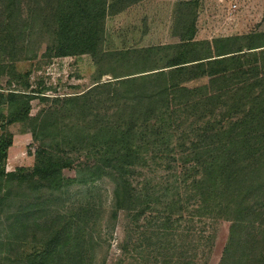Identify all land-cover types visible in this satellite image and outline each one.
I'll list each match as a JSON object with an SVG mask.
<instances>
[{"label":"rangeland","instance_id":"374dc122","mask_svg":"<svg viewBox=\"0 0 264 264\" xmlns=\"http://www.w3.org/2000/svg\"><path fill=\"white\" fill-rule=\"evenodd\" d=\"M80 1L82 12L94 1L110 5L101 41L93 54L62 57L53 37L64 17L80 12L75 0H0V23L8 19L0 24V94L5 97L0 145L6 150L0 169L14 175L5 178L0 199V264H28L41 257L52 248L57 230L71 247L83 248L88 264H222L232 226L222 210L225 196L205 178L201 189L194 187L204 171L199 174L191 164L206 157L205 130L231 128L246 115L256 119L239 124L247 130L237 140L263 127L264 0ZM86 23L85 17L76 32L85 31ZM214 41L220 50L232 45L226 50L247 53L233 57L232 70L219 75L229 78L227 85L219 84L218 76L194 78L190 67L180 76L168 69L154 74L170 65L173 49ZM187 49L188 60L211 52L208 45ZM128 75L144 77L120 88L121 101L111 99L115 86L102 84ZM212 80L224 100L217 110L191 114L180 105L185 96L213 93ZM172 85L201 91L188 95ZM227 89L232 90L229 101ZM234 93L247 98L238 101L241 107ZM167 115L173 116L170 129L156 134ZM82 137L85 144H78ZM122 137L124 142L132 138L129 146L120 142L107 154L102 143L110 146V140ZM196 144L202 149L190 156ZM126 147L134 159L129 174L112 169L115 163L107 165L119 152L126 154ZM42 151L66 160L59 191L39 182V176L26 178ZM119 174L134 191L121 194V209L114 210V194L123 186ZM249 219L245 225L255 229L245 254L254 261L264 256V211Z\"/></svg>","mask_w":264,"mask_h":264},{"label":"trees","instance_id":"16d2710c","mask_svg":"<svg viewBox=\"0 0 264 264\" xmlns=\"http://www.w3.org/2000/svg\"><path fill=\"white\" fill-rule=\"evenodd\" d=\"M11 1L12 0H10V3ZM75 4L77 6L76 11L80 12H77L75 15L71 14L68 17H64L62 23L60 25L58 24V30L53 37L52 44H54L53 48L56 51L57 56L65 57L88 53L93 54L96 52L100 44L102 35L101 28L102 25H104V21L107 15L109 14L110 5L104 3L103 6H100L97 1H94L92 2V6L89 7V11L82 12L86 9L83 8L81 1L75 0ZM10 8H13V4H10ZM10 11L12 12V9H10ZM85 17L87 18L86 30L81 33L76 32V30H78L82 25L81 21ZM7 21L8 19L5 17L3 18V20H1L0 24L4 26L6 25ZM187 41L188 43L193 41L192 37ZM198 45H208L211 52L198 59H186V54L189 50L187 48H195ZM231 47L232 45L226 46V48ZM169 48L170 47H167L166 49ZM220 48L221 50L219 49V43L217 41H214L212 44H195V46H190L188 44L184 46L181 53L179 54V57H175L173 62L171 61L170 65L164 67L162 71L154 74L164 73L165 71H174L170 74L174 73L180 76L182 75L184 70H187V68L190 67V70L195 71L194 78L200 77L202 75H208L210 78L218 76V78L220 77L218 83H223L225 86L228 84L229 80V78L225 75L232 70L229 64L233 60H235V58L233 57L243 56L247 53H242L244 49H237L233 51L229 49L230 51H227L226 48H223L222 46H220ZM222 49L225 51H223ZM253 49L255 48L249 47L247 50ZM188 52L191 53V51ZM172 67L177 68L164 71V69ZM222 74L225 75L222 77L219 76ZM140 77L144 76L134 77V75H128L124 77V79H116V81L109 82L107 85L102 84V86L106 88L115 86L116 89L115 91H112L111 99L114 100L116 97L117 101H121L123 99L122 93L124 92H120V88L126 85L127 82H136L137 78ZM168 86H171V84H169ZM172 86H177L180 92H184L188 95L201 91L194 90L192 88H184L180 85ZM211 86L212 90L210 91H212L213 93L197 99H195L194 97H192L194 99H190L189 96H185L183 98H180V105L191 114L195 112L196 114H198L197 111L200 108H203V110L210 109L214 112L215 110H217L219 102H223L224 100L221 98L220 88L219 91L215 92L216 83ZM94 89L95 88H92L91 90ZM204 89H206V87ZM231 92L232 90L227 89L226 98L228 99V101L232 100ZM241 92H243L242 89L239 90L238 93ZM236 94L234 93L233 95V101L236 103V107H241L242 104L239 105L238 101L243 99L244 102V100L247 98ZM8 97L10 98L16 96L14 94H11ZM4 99V95L0 94V105L3 103ZM184 113L188 115L190 114L188 112ZM167 116V120H163L161 123V131L154 130L156 134L162 133L163 131H168L170 129V122L171 120H173V116ZM255 119V117L246 115L243 117V121L239 122V124H254ZM239 124L237 122H234L231 128L223 127L219 130L211 127L210 131L205 130L203 132V134L201 135V139L205 140L206 136V141L208 142L209 146L205 152L206 157H203V159L201 158L195 163L191 164V169L197 171L199 174L201 169L204 171L202 172L201 179L193 181V186L197 189H201L204 185L201 183V181L203 180V178H205L208 181V184L210 182L213 183L215 188L213 189V191L220 192L222 196H225L222 210L224 211V213L229 215V218L227 216L226 219L232 222V226L230 229L231 231L229 243L224 254L222 264H249L252 262L253 264H264V256L259 254L258 256L261 257V259L252 261L249 258L250 254H245V250L250 251L251 249L250 246L252 240L249 238L253 236V230L255 229L254 227H251L250 225L247 226L245 224L251 221L249 217L252 215V213L264 211V163L260 160L261 158H264V123L263 127L260 129L261 131H252V133L248 134V136L243 135L242 139L237 140V136L247 130V128H242ZM78 135L79 132L76 134V136L78 137ZM78 139H80V135ZM131 139V137H127L126 142H124V137H122V140H110V146H108L106 142H103L102 144L106 149L105 152L109 154L110 152L108 150V147L110 149H112V147L116 148V145L118 146L120 142H123L125 146H129V141H131ZM100 140L101 139H98V141ZM84 141L86 142V140L82 137V140H77V143L85 144ZM93 145L99 146L101 144H98V142L95 141L93 142ZM126 148L128 150L126 154H124L123 152L121 154L119 152L117 154L118 158H109L107 160V165H112L115 163V166H113L112 169L117 170L120 173L127 172L129 174L131 172L130 168H133L134 163L132 161L134 159H132V156H128L132 148ZM193 149L194 152H192L190 156L194 157L195 155H197V152L202 149V146L196 144ZM5 158L6 150L2 145H0V160L2 161ZM142 159L145 165V160L144 158ZM128 160H130L131 162H129ZM65 162V159H56L48 151L38 152V154L36 155L35 169L33 173L27 175L26 178L34 179L39 176V182L46 183L52 190L59 191L62 188V170L64 169V167L68 166L65 164ZM12 176L14 175L5 174V171L3 169H0V199L2 201L4 200V195L2 192V189H4V180L6 177ZM119 177L122 182L120 184H122L123 186H120L114 194V210H117V208L121 209V194H125V192L131 193L134 191L131 188L133 184L127 182V180L124 178V175L119 174ZM26 178L23 176L21 180H26ZM207 189L209 190L212 188L210 187V185H208ZM260 192H262L261 197L258 195V193ZM247 233L252 235H249ZM54 235L55 236H53L54 238L52 240V248L43 253L41 257H34V259L28 264H88L83 254V248L76 246L71 247L69 245L68 239L66 238L65 240L63 238V233H61L59 230H57ZM60 240H65L62 249H60L59 246ZM239 250L243 251L239 252ZM74 252H76V255L73 254ZM251 256L254 257L253 254H251Z\"/></svg>","mask_w":264,"mask_h":264},{"label":"crops","instance_id":"0c3cea01","mask_svg":"<svg viewBox=\"0 0 264 264\" xmlns=\"http://www.w3.org/2000/svg\"><path fill=\"white\" fill-rule=\"evenodd\" d=\"M176 45H180V44H176ZM183 48H184V46H181V47H177V48L173 49V51H170L169 60L173 62V60H174L175 57H179V54L181 53V51H182ZM173 68H177V67H172V68H167V69L170 70V69H173ZM159 71H162V70H160V69L155 70V73H157Z\"/></svg>","mask_w":264,"mask_h":264}]
</instances>
